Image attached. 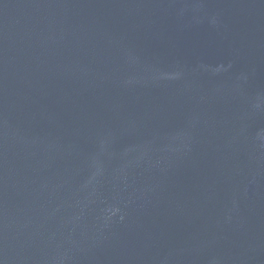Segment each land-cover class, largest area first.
Returning a JSON list of instances; mask_svg holds the SVG:
<instances>
[{
  "label": "water",
  "instance_id": "1",
  "mask_svg": "<svg viewBox=\"0 0 264 264\" xmlns=\"http://www.w3.org/2000/svg\"><path fill=\"white\" fill-rule=\"evenodd\" d=\"M0 264H264V0H0Z\"/></svg>",
  "mask_w": 264,
  "mask_h": 264
}]
</instances>
